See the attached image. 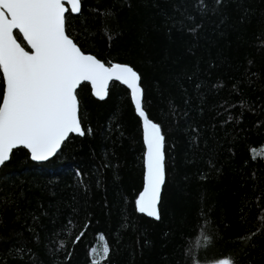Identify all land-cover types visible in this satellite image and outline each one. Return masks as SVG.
I'll use <instances>...</instances> for the list:
<instances>
[{
	"label": "trees",
	"instance_id": "16d2710c",
	"mask_svg": "<svg viewBox=\"0 0 264 264\" xmlns=\"http://www.w3.org/2000/svg\"><path fill=\"white\" fill-rule=\"evenodd\" d=\"M81 5L70 37L140 74L164 135L160 218L136 205L145 144L130 92L113 83L101 102L83 84L85 136L45 164L15 150L1 169L0 264H264V0Z\"/></svg>",
	"mask_w": 264,
	"mask_h": 264
},
{
	"label": "snow or ice",
	"instance_id": "6c2138e0",
	"mask_svg": "<svg viewBox=\"0 0 264 264\" xmlns=\"http://www.w3.org/2000/svg\"><path fill=\"white\" fill-rule=\"evenodd\" d=\"M80 12L81 0H0V165L21 146L30 150L33 160L45 161L57 154L70 134L85 135L77 89L83 82H90L95 96L103 100L109 83L120 81L130 90L143 120L146 176L145 187L136 200L137 209L159 220L158 204L165 182L161 127L146 114L141 76L133 67L106 64L86 54L70 37L71 16ZM18 35L26 44L18 42ZM258 155L264 158V152ZM83 235L81 231L74 242ZM200 235L206 245L210 237L203 231ZM96 252L90 249V255ZM109 254L105 243L104 258ZM218 264L234 262L229 257Z\"/></svg>",
	"mask_w": 264,
	"mask_h": 264
},
{
	"label": "water",
	"instance_id": "95a60500",
	"mask_svg": "<svg viewBox=\"0 0 264 264\" xmlns=\"http://www.w3.org/2000/svg\"><path fill=\"white\" fill-rule=\"evenodd\" d=\"M66 7L70 8V5L66 4ZM81 10H82V5H81ZM80 13H81V12H80ZM80 13H79V14H72V15H73V16H78V15H80ZM66 15H67V14H66ZM18 42H19V41H18ZM24 42H25V41H24ZM25 44H26V42H25ZM26 50H28V49H26ZM113 83L120 84L121 86H123L124 88H126V89L130 92V90L127 88V86L124 85L122 82L113 80V81H111V82L109 83V86H108V95H109V89H110V87H111V85H112ZM83 84H88V85L90 86V88H91V90H92V95L94 96L95 99H97L98 101H101V102L107 100L108 95H107L106 98L103 99V100H101V99H99L98 97L95 96V94H94V90H93V88H92L90 82H83V83L81 84V86H82ZM81 86H80V87H81ZM79 89H80V88L77 89V92H78ZM130 95H131V93H130ZM131 99H132V97H131ZM143 100H144V96H143ZM132 102H133V106H134V109H135L134 101L132 100ZM135 112H136V115L138 116V118L141 120L142 127H143V120H142V118L138 115L136 109H135ZM146 114H147V113H146ZM82 127H83V126H82ZM71 136L84 137L85 135L80 136L79 134H70L69 138H70ZM68 140H69V139H68ZM68 140H67V141H68ZM143 140H144V130H143ZM67 141H65V143H66ZM65 143H64V144H65ZM64 144H63V145H64ZM144 144H145V141H144ZM63 145H62V147H63ZM62 147H61V149L57 152L56 155L50 157L49 159H47V160H45V161H35V160H33V159L31 158L30 150H28V149H26V148H24V147H22V146H21V147H18L17 149H14L13 152H14L15 150H18V149H25L26 151L29 152V154H30V158H31L32 162H34L35 164H45V163H47V162L53 160V159H54V158L60 153V151L62 150ZM164 152H165V147H164ZM145 153H146V145H145ZM11 156H12V155H11ZM145 159H146V157L144 158V187H145V176H146V164H145ZM10 160H11V158H10L8 161H6L3 165H0V172H1V169L3 168V166H4L5 164H7ZM165 163H166V157H165ZM165 184H166V164H165V182H164V184L162 185V188H161L160 200H159V204H158V210L160 209V204H161V200H162V195H163V190H164ZM144 187H143V189H144ZM144 215H145L146 217H148L146 214H144ZM148 218H150V219H155V218H153V217H148Z\"/></svg>",
	"mask_w": 264,
	"mask_h": 264
}]
</instances>
